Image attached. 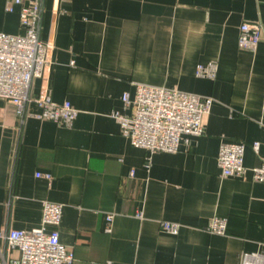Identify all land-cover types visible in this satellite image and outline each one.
I'll list each match as a JSON object with an SVG mask.
<instances>
[{
    "label": "crops",
    "instance_id": "0c3cea01",
    "mask_svg": "<svg viewBox=\"0 0 264 264\" xmlns=\"http://www.w3.org/2000/svg\"><path fill=\"white\" fill-rule=\"evenodd\" d=\"M5 4L0 32L22 34ZM244 21L263 26L253 51L237 45ZM39 37L49 64L33 93L78 113L64 126L0 98V233L40 226L47 201L62 204L69 264H264V182L251 176L264 162V0H43ZM209 62L215 78L196 76ZM139 84L211 97L203 133L173 153L134 147L113 114L133 115L121 97ZM222 142L244 144L243 176H221Z\"/></svg>",
    "mask_w": 264,
    "mask_h": 264
},
{
    "label": "built area",
    "instance_id": "2783aa9c",
    "mask_svg": "<svg viewBox=\"0 0 264 264\" xmlns=\"http://www.w3.org/2000/svg\"><path fill=\"white\" fill-rule=\"evenodd\" d=\"M42 3L43 0H6L5 11L17 12L23 33L14 35L0 32V98L11 102L20 117L32 116L70 126L78 111L69 101L54 102L49 90L39 94L32 91L33 80L42 77L49 64L50 46L39 37ZM262 28L259 22H242L237 36L238 47L255 50L261 39ZM216 73L215 62L199 64L195 69L196 76L204 78L213 79ZM121 99L125 106L134 107L133 115L123 116L115 112L113 117L121 123L123 134L131 144L145 149L149 154L173 153L179 150L181 143L189 145L191 137L203 133L202 118L210 112L213 102L211 97L177 88L143 84L136 86L133 98L124 93ZM244 148L240 142L221 143L217 155L221 176L241 177L245 174ZM253 148H258L257 142ZM35 175L47 181L52 179L48 172H36ZM251 176L255 181L264 182V162L251 169ZM61 218L62 204L45 201L40 226L0 233V238L5 241L1 264L71 263L74 259L72 251L59 242L58 226ZM105 220L109 224L112 215L106 216ZM161 227L171 234L179 230L177 223L162 222ZM105 230H110L109 225ZM207 230L224 234V219L213 218ZM14 251L17 252L16 256L11 255ZM252 255L244 254L241 264H254L256 257Z\"/></svg>",
    "mask_w": 264,
    "mask_h": 264
}]
</instances>
